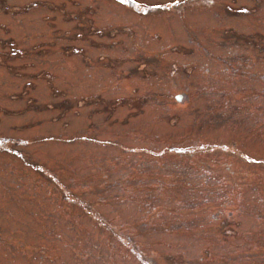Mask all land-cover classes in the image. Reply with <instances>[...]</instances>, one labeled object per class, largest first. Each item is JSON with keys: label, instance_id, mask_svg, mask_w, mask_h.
I'll use <instances>...</instances> for the list:
<instances>
[{"label": "rangeland", "instance_id": "rangeland-1", "mask_svg": "<svg viewBox=\"0 0 264 264\" xmlns=\"http://www.w3.org/2000/svg\"><path fill=\"white\" fill-rule=\"evenodd\" d=\"M0 264H264V0H0Z\"/></svg>", "mask_w": 264, "mask_h": 264}, {"label": "water", "instance_id": "water-1", "mask_svg": "<svg viewBox=\"0 0 264 264\" xmlns=\"http://www.w3.org/2000/svg\"><path fill=\"white\" fill-rule=\"evenodd\" d=\"M178 98L180 97V96H177Z\"/></svg>", "mask_w": 264, "mask_h": 264}]
</instances>
